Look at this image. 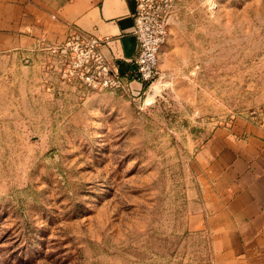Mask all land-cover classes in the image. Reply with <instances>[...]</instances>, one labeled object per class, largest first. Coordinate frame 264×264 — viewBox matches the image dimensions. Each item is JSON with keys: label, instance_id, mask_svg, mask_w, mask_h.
Masks as SVG:
<instances>
[{"label": "rangeland", "instance_id": "374dc122", "mask_svg": "<svg viewBox=\"0 0 264 264\" xmlns=\"http://www.w3.org/2000/svg\"><path fill=\"white\" fill-rule=\"evenodd\" d=\"M143 2L168 32L141 89L88 80L65 42L0 49V264L215 259L196 154L264 111V0Z\"/></svg>", "mask_w": 264, "mask_h": 264}, {"label": "crops", "instance_id": "0c3cea01", "mask_svg": "<svg viewBox=\"0 0 264 264\" xmlns=\"http://www.w3.org/2000/svg\"><path fill=\"white\" fill-rule=\"evenodd\" d=\"M138 0H0V49L58 45L78 31L127 75L135 68ZM212 211V264H264V126L237 116L196 154Z\"/></svg>", "mask_w": 264, "mask_h": 264}, {"label": "built area", "instance_id": "2783aa9c", "mask_svg": "<svg viewBox=\"0 0 264 264\" xmlns=\"http://www.w3.org/2000/svg\"><path fill=\"white\" fill-rule=\"evenodd\" d=\"M167 32L166 21L150 9V4L144 3L143 0L138 2L134 26L138 51L132 61L135 68L127 74L132 81L144 84L157 77L159 54L166 41ZM98 46L99 40L96 38H87L75 31L65 42L63 51L70 50L76 53V66L81 71V75H86L88 80L97 82L102 87L124 89L126 74L109 64ZM129 86L132 88L130 84ZM248 118L264 126V111L253 110Z\"/></svg>", "mask_w": 264, "mask_h": 264}, {"label": "bare ground", "instance_id": "6f19581e", "mask_svg": "<svg viewBox=\"0 0 264 264\" xmlns=\"http://www.w3.org/2000/svg\"><path fill=\"white\" fill-rule=\"evenodd\" d=\"M151 92H153V88L151 89Z\"/></svg>", "mask_w": 264, "mask_h": 264}]
</instances>
